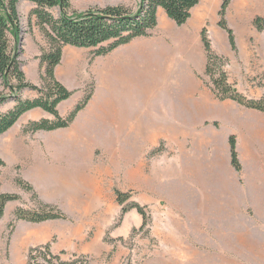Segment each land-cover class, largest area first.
Here are the masks:
<instances>
[{"label":"crops","instance_id":"1","mask_svg":"<svg viewBox=\"0 0 264 264\" xmlns=\"http://www.w3.org/2000/svg\"><path fill=\"white\" fill-rule=\"evenodd\" d=\"M223 1L199 0L183 26L158 8L152 37L136 38L106 56L94 58V49L64 47L55 76L74 94L59 104L60 116L67 117L82 101L91 82L94 91L68 128L26 133L31 122L55 119L36 108L0 136V160L5 164L0 166V196L21 198L7 203L0 220V264H27L30 251L45 246L63 263L74 264L87 255L91 264H122V245L109 261H102L112 249L102 239L106 227L89 240L78 220H20L11 233L8 229L17 209L31 197L17 184L19 177L33 187L42 203L68 215L108 213L106 207L82 204L83 194L101 201L114 174L103 159L89 172L85 157L93 152L113 160L122 153L125 169L128 158V173L124 171L128 188L138 185L148 191L133 202L150 210L157 246L140 264H264V112L203 98L199 105L196 97L198 75L206 69L202 31L213 25L210 34L218 46L228 38L218 25ZM258 14L264 18V0L231 1L226 19L236 43L256 37V33L237 32ZM20 61L27 80L39 85L34 69L40 61L30 67ZM4 91L0 77V93ZM25 94V99L36 98ZM164 94L172 97L168 101L172 119L156 123L151 108L163 106ZM8 97L0 105V114L16 106L15 99ZM230 136L236 137L241 171L232 165ZM161 137H171L173 142L171 191L164 194L157 186L165 182L163 172L156 171L150 178L131 168V153L145 151L150 142L156 146ZM142 225L137 210L127 212L123 231L113 234L114 241L128 236V226Z\"/></svg>","mask_w":264,"mask_h":264},{"label":"trees","instance_id":"2","mask_svg":"<svg viewBox=\"0 0 264 264\" xmlns=\"http://www.w3.org/2000/svg\"><path fill=\"white\" fill-rule=\"evenodd\" d=\"M22 0H0V77L4 90H9V95H0V105L12 96L16 106L8 113L0 114V136L8 132L19 119L27 112L40 108L53 115V121L41 120L29 123L26 133L38 131H55L70 127L77 115L82 111L92 97V91L88 92L85 99L79 103L67 117H61L58 112L60 103L71 98L73 93L65 88L55 76L56 67L62 61L63 49L67 45L78 48L94 49L93 56H106L120 46L129 44L136 38L149 37L158 25V8H163L170 19L178 26L185 25L192 15V9L199 4V0H141L136 13H130L121 6L107 7L104 9H91L83 13L72 12L70 0H25L36 6L32 11L38 20L49 47L41 49L39 56L40 67L43 70L42 86H36L27 81L25 73L21 69L19 61V38L21 35V19L19 4ZM232 0H224L219 16V27L228 34L230 46L237 50L236 38L229 27L226 13ZM60 9V18L56 19L50 10ZM255 27L263 31V20L257 18ZM31 25V24H30ZM202 42L207 54L208 62L206 76L210 77L212 92L220 101L231 100L248 108L264 112V100L247 99L230 82L224 70V58L215 54L208 30L202 31ZM11 38L15 41L11 45ZM32 90L38 93L33 99H25L22 92ZM232 165L237 171L242 166L237 152L236 137L229 138ZM0 160V166H4ZM17 184L27 191L33 188L21 178H17ZM35 195V194H34ZM36 196V195H35ZM117 201L120 205L129 202L131 195L116 191ZM20 196L4 194L0 196V220L4 216L5 207L10 201H18ZM136 209L144 219L141 229L148 224V214L137 203H129L123 209L127 213ZM68 217L57 207L42 204L41 209L27 211L18 208L9 226L10 233L14 230L15 223L23 220L32 223H41L48 220H67ZM42 260V261H41ZM41 261V262H40ZM66 264L57 256H54L49 246L39 247L30 251L27 264ZM74 264H79L75 262ZM81 264V263H80Z\"/></svg>","mask_w":264,"mask_h":264},{"label":"rangeland","instance_id":"3","mask_svg":"<svg viewBox=\"0 0 264 264\" xmlns=\"http://www.w3.org/2000/svg\"><path fill=\"white\" fill-rule=\"evenodd\" d=\"M70 2L72 5L71 13L72 12L83 13L91 9H104L107 7H115V6H121L127 9L128 12L130 13H136L139 9V4L141 0H70ZM35 8L36 6L34 4L25 0H22L19 4V14L21 19V35L19 38V47H18L20 51L19 61L20 60L25 61L28 67L37 65L36 63L40 61L38 58L41 55V49L49 47L48 39L45 37L40 26L38 25L37 18L34 15H32V11ZM50 12L56 19L60 18L59 8H54L50 10ZM257 18H261L264 22V18L259 16L258 14L255 16L252 23L241 25V31L237 32V35H243L244 33L246 35L248 34L250 35V33H256V37L249 38L248 36V38L237 40L236 51L232 50L228 38H226L224 44H220L219 46L216 45L214 36L210 34L213 25L212 26L209 25V28L207 30L209 32L208 36L211 40L212 48L215 54L226 60L224 62V70L228 75L229 82L247 99L264 100V30L259 31L255 27L254 21ZM149 37H152V34ZM226 37H227V32H226ZM14 42L15 41L11 38L12 46ZM24 48H27V51ZM204 55H205L206 67H207L208 58L205 48H204ZM20 63H24V62L20 61ZM42 73L43 70L41 69V67L35 66L34 74L37 75L38 80L40 78V83L39 85L36 86L43 85L41 79ZM197 90L198 91L196 97H197V101L199 102V105L202 98L211 99L214 103L229 101L228 102L229 105H231V103L238 104L237 102L231 100L220 101L215 97L214 93L212 92L211 79L210 77L206 76V69L204 73L198 75ZM90 91L92 92L94 91V83L92 82L89 83L84 88L85 96L82 99V101L85 99L87 93ZM24 93H26L25 94L26 98H30V96L32 95H36V97L38 96V93L32 90H25ZM9 94H10L9 90H5L4 92L0 93V95H4V96ZM22 97L24 98V96ZM163 97H164L163 100L165 101L163 106L156 105V107L151 108L150 116L156 123H169L171 122L172 119V110H171L172 105L171 103H168V101L172 100V97L167 94H164ZM82 101H80L79 103H81ZM215 109L216 108L214 106L213 111H215ZM214 125L218 126V124H214ZM30 134H34V133H30ZM148 144L149 146L145 151L143 152L133 151L131 153L133 159L131 168L133 171H138L140 173L143 172L145 176L150 178H154V173L156 171L163 172V176H164L163 180H165V182L163 184L157 183V186L161 187L162 194L168 191L170 192L171 180H172V158H173L172 138L161 137L157 140L156 146H153L151 142ZM88 156L89 157H85V161H86L85 165L87 167H90V169H88L89 172H91L93 169L98 167L103 159L104 161L110 164L111 170L114 172V174L110 177L109 188L107 189L108 190L107 195L104 196L101 201L94 198L93 199L88 198L87 194L86 195L83 194L82 204L84 207L89 206L90 208H92L93 205L106 207V209H109V212L105 213L103 211L102 213L100 211L98 212L93 211L90 214L71 216L66 214L65 211L60 209L59 207L57 206L55 207H57L62 213H64L68 217L67 219L68 221L78 220L82 222L84 224L86 231V238L88 240L94 238L99 233V231H102L104 227H106V229L102 231V233L104 234L102 239L106 244L112 247V249L108 254H106L105 257L102 258L103 262L109 261L114 255L113 253L117 251L118 246L122 245L125 248L124 249L125 252L121 263L140 264L143 260L151 256L152 250L155 248V246H157L156 239L152 237V230H151L152 216L150 215V210H148V208L146 207H143L149 217L148 224L144 229H141L143 225L141 227H133L131 229L128 226V236H126V238L116 240L117 242L114 241L115 239L113 237V234L116 233V231L119 232L123 231V229H121L122 222L124 215L126 214L123 213V209L127 207L129 203H135L133 202V200H135L142 194H147L148 191L147 190L141 191L140 186L138 185H133L132 187L128 188V174L126 176L124 175L125 170H127L128 173V158H127V167L125 169L124 160H122V153H117V156L114 158V160L111 158H104L102 153L100 152H93ZM113 163H115L116 165H114ZM157 182H159V180H157ZM73 185L76 184L73 183L70 184V188H74L75 186ZM124 185H126V187ZM116 191H120V192L123 191L122 193L131 195L129 202L124 205H120L117 201ZM27 192L31 195V197L22 208L26 209L27 211H36L41 209V206L44 203H42L39 200L34 189L33 191H27ZM66 210L72 212L70 207H67ZM132 210H136V209L129 210L128 214ZM143 223H144V219H143ZM8 229L10 230L9 227ZM90 261L91 259L89 256L82 255L75 262H78L79 264L80 263L91 264ZM66 264H71V263L67 262Z\"/></svg>","mask_w":264,"mask_h":264}]
</instances>
